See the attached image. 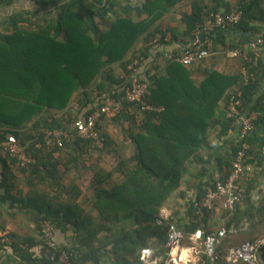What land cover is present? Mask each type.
<instances>
[{
    "label": "trees",
    "instance_id": "16d2710c",
    "mask_svg": "<svg viewBox=\"0 0 264 264\" xmlns=\"http://www.w3.org/2000/svg\"><path fill=\"white\" fill-rule=\"evenodd\" d=\"M178 1L149 0L147 9L139 11L147 16L136 19L131 8L120 13L110 7L95 10L82 0H69L51 17L17 12L0 22V228L6 226V215L19 214L28 216L38 233V240L29 236L16 241L7 232L13 241L0 244V264H142L140 252L145 247L166 259L171 224L184 233L185 244H192L190 236L197 229L206 234L223 227L230 230L217 247L222 258L228 247L239 242L234 235H248L247 224L263 229L264 196L255 204L251 190L256 171L264 168V102L255 101L264 79V44L254 65L251 43L264 33V0H238L234 8L243 11L242 20L208 36L212 56L239 52L234 70L210 66L212 56L182 63L179 58L187 42L170 56L160 53L142 76L137 68L151 55L152 46L170 43L160 22ZM210 12L193 4L191 10L173 13L182 17L184 37L191 40L195 26ZM171 32L177 39L176 31ZM143 38L145 43L151 39L156 43L139 48ZM200 67L202 78L195 75ZM243 68L252 73L249 81ZM136 73L147 84L145 99L160 111L128 101L125 88ZM239 94L243 111L259 112L244 137L237 117L229 114V102ZM105 95L123 105L116 116L99 120L97 129L104 141L100 146L82 137L77 123L100 107ZM105 119L114 125L129 123L130 155L109 154L113 141L105 132ZM50 131L66 133L62 145L47 142ZM10 135L35 158L29 166H22L6 150L4 142ZM212 136L229 145L221 152L222 146ZM241 150L243 167H254L240 179L241 201L234 210L222 209L219 215L214 209L199 211L196 203L209 189H216L218 181L229 178ZM63 158L67 159L64 172L79 170V181L68 187V197L61 191L67 175L60 174ZM103 162L110 169L102 167ZM15 165L22 175L19 180L18 174L12 179ZM89 170L94 175L81 183ZM37 182L43 184L42 190ZM25 188L35 193L24 196ZM162 207L170 214L159 222ZM46 223L53 227L55 242L49 254L43 233ZM57 230L65 235L66 244L56 241ZM248 240L257 239L249 236ZM54 252H65L66 261L52 259ZM206 259L202 254L198 264H206Z\"/></svg>",
    "mask_w": 264,
    "mask_h": 264
},
{
    "label": "built area",
    "instance_id": "2783aa9c",
    "mask_svg": "<svg viewBox=\"0 0 264 264\" xmlns=\"http://www.w3.org/2000/svg\"><path fill=\"white\" fill-rule=\"evenodd\" d=\"M243 18V11L239 8H233L230 11H212L204 15L203 21L199 22L194 30L193 35L187 47L183 51L179 60L184 64H193L196 61L203 60L211 55V51L207 47L209 43L208 36L217 30L229 28L231 25L239 23ZM264 44V33L251 43V47L255 57L250 58L254 65L261 55V46ZM237 53H239L237 51ZM243 73L247 81L252 73L248 68H243ZM249 76V77H248ZM130 84L125 88V95L128 101L133 103H141L144 109L160 111L162 108L154 106L148 102L146 93L148 92L147 84L142 82L137 73L130 78ZM122 102H117L111 95H105V102L91 113L86 119L79 120L77 127L79 134L84 138H90L97 142L98 145L103 146L104 141L101 137L97 124L102 116L109 117L116 116L122 110ZM229 114L237 117L242 136H246L253 129V123L258 118L257 112H245L242 109V100L239 97L233 96L229 102ZM66 135L61 131L48 132L46 139L48 143H58L62 145V135ZM5 148L11 155L16 156L22 166H29L35 161V158L29 155L25 147L17 139L15 135H10L8 140L4 142ZM244 150H241L234 162V172L225 181H218L216 189H209L208 193L200 201L196 203L199 211L206 209H216L219 207L218 201L222 200L221 209L234 210L236 204L242 199L243 188L241 186V178L248 172L253 171L254 167L248 164L243 167L242 161L244 158ZM169 209L162 207L159 211L158 221L169 216ZM230 230L220 228L217 231L206 234L204 230H195L190 239L191 245L184 243V233L175 225L169 226L168 235V253L167 258L164 259L156 253L152 247H145L140 252V260L142 264H196L202 261V254L207 256L206 264H223V258H220L217 253V247ZM44 241L48 246L47 253L49 254V247L54 245L53 227L50 223H46L43 227ZM9 237L0 240L2 243H11ZM26 247V244H23ZM178 255V259H177ZM59 258V262H65L67 255L65 252L51 255L52 259ZM229 261H242L248 264H264V238L255 242H246L238 247L231 249ZM205 262V261H204Z\"/></svg>",
    "mask_w": 264,
    "mask_h": 264
},
{
    "label": "crops",
    "instance_id": "0c3cea01",
    "mask_svg": "<svg viewBox=\"0 0 264 264\" xmlns=\"http://www.w3.org/2000/svg\"><path fill=\"white\" fill-rule=\"evenodd\" d=\"M66 1L69 0H63L61 2H55V0H51V2L45 4L42 2V0H0V22L5 21L7 19H10L11 16H13L15 13H26V12H35L39 16L43 17H51L53 15H50V13H55L56 10L60 9V6L63 5ZM87 7H92L95 10H102L105 7H110L111 12L114 10L116 12H122L125 9H132L133 15L135 16L136 19H141L147 16V13L145 12V16H141L139 11L140 9H147V5L149 3V0H82ZM238 3V0H179L175 6L171 9V13H169L162 22H160V25L165 29L168 30V33L166 35L167 41L170 43L168 44H163V45H153L151 50H150V56L142 61L140 66L137 68L138 73L140 75H144L145 71L148 70L150 67V64L155 62L157 60L158 55L160 53H164L167 56H170L171 52H173V49L175 48H181L182 46L185 48L187 45V42L189 43L190 39L187 37H184V29H185V22H182V17L180 15H174L173 12L179 11V10H191L192 5L194 4L195 6H200L203 9H209L212 11L217 10V11H226L228 7L234 8ZM111 15V13H109ZM106 18H109V16H106ZM110 19H107V21ZM170 30V32H169ZM172 30L176 31V36L178 37L177 39L173 38ZM229 39H234L233 37L227 38ZM210 41V40H209ZM145 38H143L140 42L139 48H144V46H148L152 43H156L154 39H151L150 42L145 43ZM224 44V43H223ZM222 45V44H221ZM212 56V55H210ZM240 56L237 54L236 51H231L230 53L227 54V56L220 55V56H212L214 58L210 59L211 61L208 63L210 66H213L219 70H234L236 67L239 66V61L234 59V57ZM264 56V55H263ZM156 57V58H155ZM205 67V66H204ZM117 69V75L119 76L121 70L119 66H116ZM163 70H166L163 68ZM203 67L197 68V73H195L196 77L199 76L200 78L203 77L202 71ZM123 76V75H122ZM262 101L260 104H263L264 102V79L262 82V85L259 89V91L255 95V101ZM254 101V103H255ZM222 107L225 106V101H221ZM255 112V111H252ZM258 116H259V112ZM104 125H105V132L109 135L111 140L113 141V144L108 148L109 154L113 155L116 152L124 153V154H131L133 151V146L130 144V140L128 139V131H129V123L125 122L122 125H114L113 120L110 119H105L104 120ZM212 139L214 142H218L219 145H221V152L224 150L226 145H229L228 143L225 145L222 140H218L214 136H212ZM219 151V152H220ZM64 162L63 164L59 165V169L61 170L60 174H67L65 175V178L63 181H61L64 195L68 197L69 189L68 187L72 186V183H76L79 178V170L77 169H71L68 170L67 172H64L67 170L66 163L67 159L63 158ZM89 159L87 160V165H89ZM100 166V164H99ZM101 166L104 167L105 169H110L107 164L104 162L101 163ZM17 166L15 165L14 168L12 169L13 171V177L12 179L15 180L17 178V174L19 171H17L16 168ZM16 168V169H15ZM15 169V170H14ZM259 170L256 171V179L253 181V186H252V195L254 198V203L260 204L263 200L264 196V168H258ZM215 170V169H214ZM2 171H3V166H0V175L2 176ZM255 172V171H254ZM253 172V173H254ZM254 177L256 174H253ZM19 179L22 178L21 174H18ZM94 175L93 170H89L85 175L81 177V183L87 182L92 176ZM40 190L43 188V184L41 185L39 182H37ZM31 187V186H30ZM49 187V186H48ZM33 188V187H32ZM67 190V191H66ZM25 195L24 196H30L31 194L35 193L34 191H31L29 188L23 189ZM31 191V193H30ZM10 203L8 202L7 205ZM219 207L214 209L216 210V214H220L221 212V204L222 200L218 201ZM3 209V207L0 205V211ZM6 215V212H4ZM4 221V224L6 226L4 228H0V240H2L5 237H9L12 241L13 239L11 236L7 235V232H12L13 235L12 237L16 241H24L26 237L29 236H34L37 237L38 240V233L35 231L36 224L28 217L24 215H16L15 218H12L11 215H6ZM249 224L245 226V232L248 233V235L244 238V242H253L249 241L248 238L249 236H254L257 240L262 239L264 237L258 236L259 233L262 231L258 230L257 227L256 229H251L249 228ZM260 237V238H258ZM55 239L61 244H66V238L65 235L60 231L57 230L55 234ZM256 240V241H257ZM192 241V240H191ZM239 241V240H238ZM255 242V241H254ZM25 244V243H24ZM186 245H191L187 244ZM236 247V246H235ZM7 250L6 248H4ZM226 251H230V247L226 249ZM168 253V250H167ZM223 258V257H222ZM242 262V261H240ZM245 263V262H242Z\"/></svg>",
    "mask_w": 264,
    "mask_h": 264
},
{
    "label": "rangeland",
    "instance_id": "374dc122",
    "mask_svg": "<svg viewBox=\"0 0 264 264\" xmlns=\"http://www.w3.org/2000/svg\"><path fill=\"white\" fill-rule=\"evenodd\" d=\"M260 231L264 232V227H263V229H260ZM262 237H264V236H262ZM244 238H245V235L243 233H241V232H238L236 235H234V240H239V242H237L235 245H232L230 247V251L235 246L236 247L240 246L239 244H241L242 242H244L243 241ZM230 251L229 252L227 251V253L223 254V261L226 262V264H229V263H231V264H238V263H240V261L234 262V261H229L228 260V256H229ZM196 264H198V262Z\"/></svg>",
    "mask_w": 264,
    "mask_h": 264
},
{
    "label": "bare ground",
    "instance_id": "6f19581e",
    "mask_svg": "<svg viewBox=\"0 0 264 264\" xmlns=\"http://www.w3.org/2000/svg\"><path fill=\"white\" fill-rule=\"evenodd\" d=\"M177 259H178V255H177Z\"/></svg>",
    "mask_w": 264,
    "mask_h": 264
}]
</instances>
